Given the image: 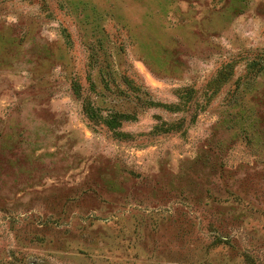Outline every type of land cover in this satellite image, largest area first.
<instances>
[{"label":"rangeland","instance_id":"obj_1","mask_svg":"<svg viewBox=\"0 0 264 264\" xmlns=\"http://www.w3.org/2000/svg\"><path fill=\"white\" fill-rule=\"evenodd\" d=\"M0 264H264V0H0Z\"/></svg>","mask_w":264,"mask_h":264}]
</instances>
